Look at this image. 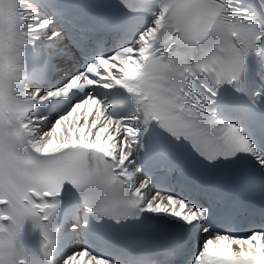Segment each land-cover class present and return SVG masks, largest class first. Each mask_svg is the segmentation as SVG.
Instances as JSON below:
<instances>
[{
	"label": "snow or ice",
	"instance_id": "obj_1",
	"mask_svg": "<svg viewBox=\"0 0 264 264\" xmlns=\"http://www.w3.org/2000/svg\"><path fill=\"white\" fill-rule=\"evenodd\" d=\"M122 3L131 12L152 11L151 25L56 87L29 89L28 51L37 52L50 42L51 54H60V33L28 0H0V264H111L88 248L58 247L57 198L66 184L91 194L88 211L97 222L147 211L197 227L206 235L192 264H264V231L247 237L214 234L208 225L210 208L153 191L134 158L155 122L210 162L244 152L264 165V156L239 126L209 111L222 86L246 90V61L264 53V25L241 6L243 0ZM257 5L264 12V0ZM181 49L199 55L185 56ZM117 88L133 106L119 118L97 95ZM249 97L255 103L264 98V89ZM51 98H63L58 102L67 107L49 119L37 110ZM118 99L113 97V102ZM173 170L169 165L168 171ZM26 220L40 229L38 249L21 240ZM77 228L71 225L73 233ZM163 264H175L172 253Z\"/></svg>",
	"mask_w": 264,
	"mask_h": 264
},
{
	"label": "bare ground",
	"instance_id": "obj_2",
	"mask_svg": "<svg viewBox=\"0 0 264 264\" xmlns=\"http://www.w3.org/2000/svg\"><path fill=\"white\" fill-rule=\"evenodd\" d=\"M32 6V5H31ZM33 7V6H32ZM34 8V7H33ZM26 86H28V85H26ZM29 89H31V87H28ZM107 90H100L99 92H98V95H99V97L101 98V99H103L104 100V102H105V104H107V105H111L109 108H108V111H109V113L113 110V108H115L116 106H117V104L115 103V102H113V99L111 98V97H101V95L103 94V93H105ZM53 118V117H52ZM52 118H50V119H52Z\"/></svg>",
	"mask_w": 264,
	"mask_h": 264
}]
</instances>
